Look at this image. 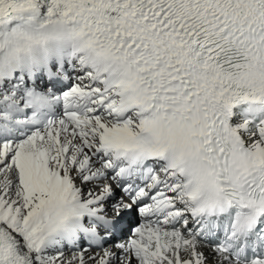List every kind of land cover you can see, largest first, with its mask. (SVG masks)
<instances>
[{
  "label": "snow or ice",
  "instance_id": "snow-or-ice-1",
  "mask_svg": "<svg viewBox=\"0 0 264 264\" xmlns=\"http://www.w3.org/2000/svg\"><path fill=\"white\" fill-rule=\"evenodd\" d=\"M0 264H264V0H0Z\"/></svg>",
  "mask_w": 264,
  "mask_h": 264
}]
</instances>
